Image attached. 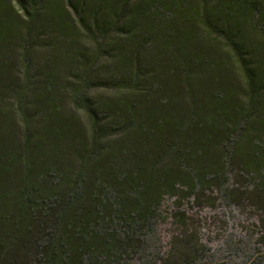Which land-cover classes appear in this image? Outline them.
<instances>
[{
  "label": "trees",
  "instance_id": "trees-1",
  "mask_svg": "<svg viewBox=\"0 0 264 264\" xmlns=\"http://www.w3.org/2000/svg\"><path fill=\"white\" fill-rule=\"evenodd\" d=\"M0 18L13 23L0 66L16 51L25 71L19 99L38 73L92 122L68 162L34 170L12 152L25 173L0 208V264H212L199 242L174 259L144 245L181 188L232 197L242 174L264 200V0H0Z\"/></svg>",
  "mask_w": 264,
  "mask_h": 264
},
{
  "label": "rangeland",
  "instance_id": "rangeland-1",
  "mask_svg": "<svg viewBox=\"0 0 264 264\" xmlns=\"http://www.w3.org/2000/svg\"><path fill=\"white\" fill-rule=\"evenodd\" d=\"M9 20L0 18L1 31L12 27ZM9 56L12 65L5 71L0 66V159L3 154L0 160V208L10 204L25 173L22 154L14 158L13 151L15 154L16 149L20 153L26 151L34 170L50 163L56 165L57 161L65 159L68 162L74 149L66 145L77 143L79 139L89 145L92 129L88 113L79 108L67 92L44 88L41 75L34 70L37 76L28 84L30 94L19 99L20 91L26 85L25 71L18 52ZM228 71L231 83L240 81L235 67H229ZM181 91L179 102L188 103L187 93L184 89ZM37 92L44 95L35 100ZM90 92L106 98L112 94L100 87L92 88ZM49 102L56 103L59 110L54 112L49 107L48 112ZM65 127H70L73 132L66 133ZM115 138L108 135L102 141L112 143ZM57 151L67 154L61 158ZM70 164L71 169H77L78 162ZM247 178L242 174L231 175L232 197L223 195L217 188L205 189L198 197L181 188L176 195L167 197L162 208L164 220L147 236L144 245L147 252L153 253L163 247L168 250L166 255L179 258L188 252V246L183 243L187 239L206 246L207 249L197 256L201 263L264 264V200L257 197L261 192L253 191ZM176 209L181 211L178 216Z\"/></svg>",
  "mask_w": 264,
  "mask_h": 264
}]
</instances>
